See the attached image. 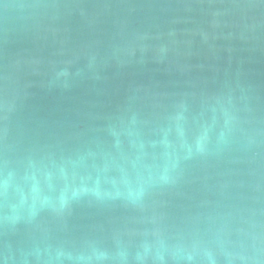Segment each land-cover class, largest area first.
Listing matches in <instances>:
<instances>
[{"label":"water","instance_id":"95a60500","mask_svg":"<svg viewBox=\"0 0 264 264\" xmlns=\"http://www.w3.org/2000/svg\"><path fill=\"white\" fill-rule=\"evenodd\" d=\"M0 264H264V0H0Z\"/></svg>","mask_w":264,"mask_h":264}]
</instances>
